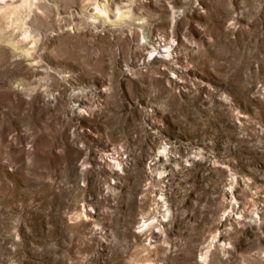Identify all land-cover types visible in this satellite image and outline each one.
<instances>
[{"label": "rangeland", "instance_id": "rangeland-1", "mask_svg": "<svg viewBox=\"0 0 264 264\" xmlns=\"http://www.w3.org/2000/svg\"><path fill=\"white\" fill-rule=\"evenodd\" d=\"M0 264H264V0H0Z\"/></svg>", "mask_w": 264, "mask_h": 264}]
</instances>
